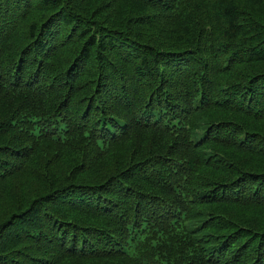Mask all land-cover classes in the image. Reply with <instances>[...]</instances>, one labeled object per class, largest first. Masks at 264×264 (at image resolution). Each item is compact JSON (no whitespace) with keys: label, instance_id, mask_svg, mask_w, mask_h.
<instances>
[{"label":"trees","instance_id":"obj_1","mask_svg":"<svg viewBox=\"0 0 264 264\" xmlns=\"http://www.w3.org/2000/svg\"><path fill=\"white\" fill-rule=\"evenodd\" d=\"M0 264H264V0H0Z\"/></svg>","mask_w":264,"mask_h":264}]
</instances>
